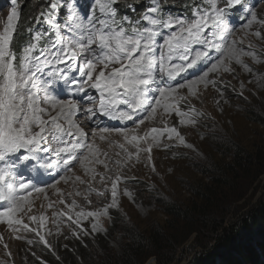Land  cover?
I'll use <instances>...</instances> for the list:
<instances>
[{
    "label": "rangeland",
    "instance_id": "obj_1",
    "mask_svg": "<svg viewBox=\"0 0 264 264\" xmlns=\"http://www.w3.org/2000/svg\"><path fill=\"white\" fill-rule=\"evenodd\" d=\"M204 1L218 7H222L225 2ZM263 1L244 0L243 7L237 6L226 12L225 23L219 27L221 40L217 43L221 47L217 50V55L197 62L206 63L205 71L208 74L204 79L207 83L201 82L194 88H189L187 81L184 83L186 86L178 88L174 94L177 110L170 108L165 112L161 106L154 115L143 111L140 117L133 121V125L127 128V135L131 139L132 135L143 136L152 128L175 126L186 143L192 145L191 148L181 145L175 137L172 140L167 139L165 133L159 142L152 146L150 160L149 154L143 151L137 160L135 155L127 156V153H135L136 149L125 140L124 133L92 129L88 142L92 144V152L78 151L77 159L71 164L60 162L54 152H42L40 163H36L35 159L29 160L27 164L26 161H20L17 167L20 173L29 169L38 171L47 162H56L61 171L60 175L52 180L53 183L46 186L29 185L30 194L29 189L20 192L21 195L27 196L24 211L14 213L13 220L19 219L21 224L9 225L7 217L0 218V264H50L48 259L57 264H96L106 257L105 249L122 256L124 246L129 242L126 239L128 227L136 228L143 234L153 227L165 228L167 222L172 225L175 219L171 221L163 211L173 204L190 206L193 192H196L203 182L208 183L207 175L228 168L230 154L235 148L249 153L260 149L264 145ZM62 3L67 4V19L72 11L81 16L78 12L79 0H57V7L52 8L46 15V23L56 32L57 29L53 25L57 22V8ZM90 7L101 14L99 5L95 4L94 0H90ZM11 8L0 2V31L6 26ZM250 12L255 14V20L251 19ZM209 26L217 30L211 19ZM224 28L227 31H222ZM230 45L251 54L243 55L242 63H237L234 59L222 55L223 50ZM191 48L193 53L203 50L201 45H191ZM213 52L214 50H211L209 54ZM219 60H223V63ZM175 61L181 63L179 60ZM213 62L217 63L218 71H209ZM60 66L70 81L80 77L74 70L76 66L73 70H68L63 64L53 68L58 70ZM44 71L47 75L43 77L41 91L46 89L55 98L63 88L59 85L55 89L51 88L48 81L53 80L56 74L51 68H44ZM61 72L62 70L59 73ZM204 72L194 79L199 80ZM213 81L215 83H212ZM168 85H173V80H157L152 87L155 89L157 86ZM41 106L48 108L49 105L41 101ZM189 106L195 111L189 112ZM49 108L51 115L57 114ZM179 112L188 113L196 122L188 123L185 119V123L181 124L182 117ZM84 113H76L73 120L80 128L89 130L87 120L80 116ZM141 118L144 119L143 124L138 123ZM45 119H48L47 115ZM59 122L66 129L69 127L64 119ZM83 124L85 126L82 127ZM72 131L75 132L76 129ZM45 145L53 149L59 146L51 137ZM121 145L124 147L121 148ZM140 146L143 148L146 145L140 142ZM117 175L121 180L117 186L116 204L113 205L111 185ZM227 188L229 198L225 195L218 197L217 215L229 223L236 222L242 215L254 212L264 204V174L256 181L241 178L233 183L231 180ZM223 200L227 203H221ZM194 202L197 204V201ZM3 207H6L4 203ZM105 208L106 215L103 214ZM81 211L96 212L99 215L80 216ZM33 216L37 218L35 221L31 219ZM94 224L97 225L96 230L93 229ZM24 225H28V228H24ZM41 236L47 240V245L40 239ZM196 238L194 234L184 244L185 248H188L189 256L182 258L178 264H188L200 252L194 250L195 243L199 241ZM248 238L251 244L255 239L259 241L254 234ZM86 247L89 250H86ZM77 252L82 254V261L78 259ZM146 264H156L155 257L149 258Z\"/></svg>",
    "mask_w": 264,
    "mask_h": 264
},
{
    "label": "snow or ice",
    "instance_id": "obj_2",
    "mask_svg": "<svg viewBox=\"0 0 264 264\" xmlns=\"http://www.w3.org/2000/svg\"><path fill=\"white\" fill-rule=\"evenodd\" d=\"M118 2L119 0H94L99 5L101 17H95L92 10L87 17L70 12L67 20L54 23L53 26L61 34L51 39L47 52L37 49V44L45 35L51 38L52 33L37 32L33 36L36 43H29L23 50L22 58L17 61L11 45L17 31L19 14L16 9L17 0H10L11 13L7 17L6 26L0 31V202L7 204L0 211V218L7 217L9 225L22 223L19 219L13 220V214L24 211L26 197L20 192L29 189L31 183L18 173L19 161H29L37 152H54L60 162L68 165L77 159L78 151L86 150L91 153L92 144L87 142V134L73 120L75 114L81 111L90 116L109 115L114 119L127 121L133 120L138 110L152 115L161 106L165 112L170 108L177 110L174 94L178 88L186 86L184 83L157 86L155 89L152 86L157 80H175L181 73L194 68L197 62L208 57L211 50H219L221 46L215 42V37L221 33L214 32L212 37L203 35L209 27L210 19L212 25L219 28L229 9L244 5V0H225L222 7L213 5L212 14L198 8L190 21L186 18L163 17L159 14L158 7L152 5L142 15L141 19L146 23L140 27L133 25L127 18L117 20L115 5ZM50 7L55 9L57 5L51 4ZM250 15L252 20L256 19L254 13L250 12ZM126 23L128 27H125ZM234 44L235 41L232 42ZM191 45H201L203 50L193 53ZM246 54L251 53H245L231 45L222 52L224 57L234 59L237 63H242L241 57ZM174 60L181 63H173ZM59 64L65 65L68 70H73L76 66L74 70L83 79H72L70 83L84 93L81 99L94 102V97L87 94L88 89L98 92L100 103L97 112L92 108L81 109L75 98L54 99L46 89L41 91L43 77L47 75L44 68ZM209 71H218L216 62L211 64ZM207 74L205 71L199 80H189L187 86L194 88L201 82L207 83L204 79ZM153 91L155 95L150 97L149 94ZM41 101L53 109H59L57 114L51 115L47 107L41 106ZM121 105L125 107L121 108ZM194 111L189 106V112ZM178 114L182 117L181 124L185 123V119L188 123L196 122L188 113ZM46 115L48 119H45ZM61 119L67 121V129L59 122ZM138 123L143 124L144 119H139ZM101 131L109 132L110 129L103 128ZM115 131L124 133L125 140L135 147V153H127V156L135 155L137 160L142 151L149 154L150 160L152 146L165 133L167 139L175 137L181 145L192 147L175 126L152 128L143 136L132 135L131 139L127 135V129L119 128ZM50 137L57 142L58 147L53 149L43 146L49 142ZM140 142L146 146L141 148ZM46 166L49 169L54 167L51 162H47ZM120 180L121 177L117 175L111 185L113 205L116 204ZM103 214H107V208ZM79 215L95 217L99 213L81 211ZM31 219L35 221L37 218L33 216ZM96 227L94 224L93 229L96 230ZM24 228L27 229L28 225H24ZM40 239L45 245L48 244L44 237L41 236Z\"/></svg>",
    "mask_w": 264,
    "mask_h": 264
},
{
    "label": "trees",
    "instance_id": "obj_3",
    "mask_svg": "<svg viewBox=\"0 0 264 264\" xmlns=\"http://www.w3.org/2000/svg\"><path fill=\"white\" fill-rule=\"evenodd\" d=\"M20 2L24 14L27 15L23 19L26 22L44 0ZM20 41L18 36L15 39V48H19ZM230 155L228 168L207 175L208 183L203 182L197 191L193 192L190 206L173 204L163 211L171 221L175 219L172 225H168L167 222V227H153L143 234L136 228L128 227L126 239L129 242L124 246L122 256L105 249L106 257L96 264H146L151 257H155L156 264H178L182 258L189 256L188 248L186 249L184 244L194 234L197 236L196 239H199L197 243L199 245L195 243L194 250L200 252L188 264L264 263V204L258 210L242 215L232 223L217 215L218 197L225 195L229 198L227 186L231 180L233 183L241 178L256 181L264 174V145L252 153L235 148ZM194 201H197V204ZM224 202L226 201L223 200L221 203ZM251 232L259 239V241L255 239L253 244L248 238L249 235H253ZM85 249L89 250L88 247ZM77 257L81 260L82 254L77 252ZM47 262L57 264L49 259Z\"/></svg>",
    "mask_w": 264,
    "mask_h": 264
},
{
    "label": "bare ground",
    "instance_id": "obj_4",
    "mask_svg": "<svg viewBox=\"0 0 264 264\" xmlns=\"http://www.w3.org/2000/svg\"><path fill=\"white\" fill-rule=\"evenodd\" d=\"M26 22L24 21V20H22V19H20L19 20V24H25ZM229 45V44H228ZM220 61V60H219ZM97 71H99L98 69H97ZM198 71V70H197ZM58 76L61 78V79H63V78H66V76L64 75V73H63V71L61 72V73H58ZM183 80V75L182 74H180L176 79H175V84H177V83H180L181 81ZM50 107V108H49ZM48 108L50 109V110H52L53 112H58L59 111V109H53L50 105L48 106ZM141 111H137V113H136V115L134 116V118H137L138 116H139V113H140ZM133 118V119H134ZM83 126H85V124H83L82 125V127ZM83 129H84V127H83ZM84 132L87 134V136H88V141H89V138H90V135L92 134V132H93V130L92 129H90L89 128V130H85L84 129ZM90 132H91V134H90ZM121 133V132H120ZM66 177V176H65ZM57 186V185H56ZM33 196V195H32ZM25 197H27V196H25ZM29 197H31V196H29ZM0 228H2V227H0Z\"/></svg>",
    "mask_w": 264,
    "mask_h": 264
}]
</instances>
